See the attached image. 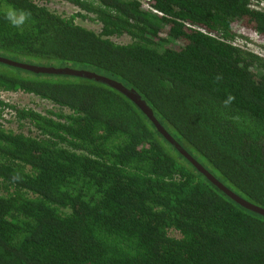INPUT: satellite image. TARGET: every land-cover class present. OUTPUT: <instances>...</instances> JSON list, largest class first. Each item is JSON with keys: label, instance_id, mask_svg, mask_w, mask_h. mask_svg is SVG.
Segmentation results:
<instances>
[{"label": "trees", "instance_id": "16d2710c", "mask_svg": "<svg viewBox=\"0 0 264 264\" xmlns=\"http://www.w3.org/2000/svg\"><path fill=\"white\" fill-rule=\"evenodd\" d=\"M49 1L0 0V58L134 91L264 210V58L232 30L264 39V0H61L69 17ZM1 94L52 110L0 99V264H264V216L123 94L0 63Z\"/></svg>", "mask_w": 264, "mask_h": 264}, {"label": "rangeland", "instance_id": "374dc122", "mask_svg": "<svg viewBox=\"0 0 264 264\" xmlns=\"http://www.w3.org/2000/svg\"><path fill=\"white\" fill-rule=\"evenodd\" d=\"M47 8L57 15H60L62 17H69L70 15H73L77 13V9H75L73 6L65 3L61 0H50L47 4ZM264 10V3L261 5V8ZM76 24L81 25L82 27H85L91 31L97 32L99 31V27L95 26L89 22L83 21L81 19H76ZM232 30L241 37L248 38L250 40V43H248L245 47L246 50L252 51L254 54L264 58V39H262L260 36H257L253 33L247 32L237 25H234L232 27ZM121 43L127 42V39H119ZM244 44L243 40L238 42V45L242 46ZM245 45V44H244ZM0 99L4 102L8 103L9 105H13L17 108H27V109H34L36 111H40L41 113L45 114L46 111L52 110L51 106L49 104H46L44 102H40L37 99H34L33 97L22 95V94H1ZM12 115V114H11ZM7 119H10L9 121L11 124L5 123L6 127H9L13 130H15L18 127L17 122L15 121L13 115L7 116Z\"/></svg>", "mask_w": 264, "mask_h": 264}, {"label": "water", "instance_id": "95a60500", "mask_svg": "<svg viewBox=\"0 0 264 264\" xmlns=\"http://www.w3.org/2000/svg\"><path fill=\"white\" fill-rule=\"evenodd\" d=\"M0 63H4V64L10 65V66L17 67V68H22V69H25V70H29V71L34 72V73H46V74H54V75H68V76H72V77L84 78V79H88V80H91V81L106 85V86L118 91L119 93L123 94L126 98H128L132 103H134L142 111V113L145 114L146 117L153 123V125L162 134V136H164V138L167 141H169L181 153V155H183L185 158L190 160V162L192 164H194V166L201 173H203L205 176L208 177V179H210L215 185H217L219 187V189L224 191L229 197H231L235 202H237L242 207L248 209L249 211H252L254 213H257L259 215L264 216V210L259 209L257 207H254V206L244 202L240 198L236 197L232 193L228 192L221 185L217 184L209 175H207L200 166L196 165L193 162V160H191L188 157V155L183 150H181L171 140V138L165 133L163 128L159 125V123L153 117L152 111L146 106V104L140 99V97L134 91L127 90L124 87H122L119 83H116V82H114L112 80H109V79H106V78H103V77H99V76H97L95 74H92V73H89V72L74 71V70H70V69H52V68L31 67V66H27V65H21V64H17V63H12V62H9V61L4 60L2 58H0Z\"/></svg>", "mask_w": 264, "mask_h": 264}]
</instances>
